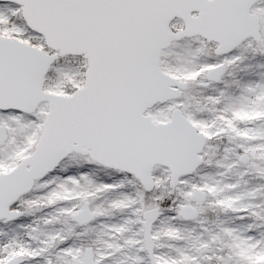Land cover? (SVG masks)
I'll return each mask as SVG.
<instances>
[{
	"label": "snow or ice",
	"instance_id": "1",
	"mask_svg": "<svg viewBox=\"0 0 264 264\" xmlns=\"http://www.w3.org/2000/svg\"><path fill=\"white\" fill-rule=\"evenodd\" d=\"M0 264H264V0H0Z\"/></svg>",
	"mask_w": 264,
	"mask_h": 264
}]
</instances>
